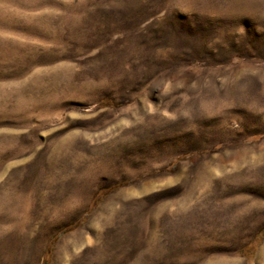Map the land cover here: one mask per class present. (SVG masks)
<instances>
[{"label":"rangeland","instance_id":"374dc122","mask_svg":"<svg viewBox=\"0 0 264 264\" xmlns=\"http://www.w3.org/2000/svg\"><path fill=\"white\" fill-rule=\"evenodd\" d=\"M0 264H264V0H0Z\"/></svg>","mask_w":264,"mask_h":264}]
</instances>
